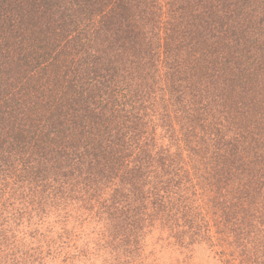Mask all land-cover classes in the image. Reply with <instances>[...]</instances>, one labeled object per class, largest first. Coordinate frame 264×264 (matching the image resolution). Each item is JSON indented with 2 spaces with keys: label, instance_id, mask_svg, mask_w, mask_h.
Listing matches in <instances>:
<instances>
[{
  "label": "trees",
  "instance_id": "16d2710c",
  "mask_svg": "<svg viewBox=\"0 0 264 264\" xmlns=\"http://www.w3.org/2000/svg\"><path fill=\"white\" fill-rule=\"evenodd\" d=\"M0 186L264 264V0H0Z\"/></svg>",
  "mask_w": 264,
  "mask_h": 264
},
{
  "label": "rangeland",
  "instance_id": "374dc122",
  "mask_svg": "<svg viewBox=\"0 0 264 264\" xmlns=\"http://www.w3.org/2000/svg\"><path fill=\"white\" fill-rule=\"evenodd\" d=\"M24 198L8 200L0 196V264H238L240 261L230 248L218 243L215 230L198 203L196 210L190 211L194 221L199 220L200 228L189 235L177 230L174 221L169 226L161 219L160 224L142 223L136 232L131 225L129 240L121 239L118 232L113 241L101 231L95 210L82 213L65 205L57 210L50 208L49 202L40 203L37 199L39 202L35 204ZM131 232L137 233L136 242Z\"/></svg>",
  "mask_w": 264,
  "mask_h": 264
}]
</instances>
